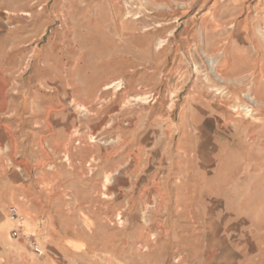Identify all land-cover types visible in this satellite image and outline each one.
Returning <instances> with one entry per match:
<instances>
[{"label": "rangeland", "instance_id": "rangeland-1", "mask_svg": "<svg viewBox=\"0 0 264 264\" xmlns=\"http://www.w3.org/2000/svg\"><path fill=\"white\" fill-rule=\"evenodd\" d=\"M19 1L0 263L264 264V0Z\"/></svg>", "mask_w": 264, "mask_h": 264}, {"label": "crops", "instance_id": "crops-1", "mask_svg": "<svg viewBox=\"0 0 264 264\" xmlns=\"http://www.w3.org/2000/svg\"><path fill=\"white\" fill-rule=\"evenodd\" d=\"M20 1L18 0H0V77L6 74L7 70V59L10 54H12V49L15 44V38L11 35V32L7 29L5 22L6 14H14L16 8L19 6ZM5 94L2 92L0 87V104L5 103ZM192 124V123H191ZM186 131V130H185ZM188 140L187 132L180 134L181 147L184 151L193 149L195 144H193V138ZM192 141V142H191ZM190 142V143H189ZM3 264V263H0Z\"/></svg>", "mask_w": 264, "mask_h": 264}, {"label": "bare ground", "instance_id": "bare-ground-1", "mask_svg": "<svg viewBox=\"0 0 264 264\" xmlns=\"http://www.w3.org/2000/svg\"><path fill=\"white\" fill-rule=\"evenodd\" d=\"M249 101H251L252 103H257L256 99L252 96H248Z\"/></svg>", "mask_w": 264, "mask_h": 264}]
</instances>
